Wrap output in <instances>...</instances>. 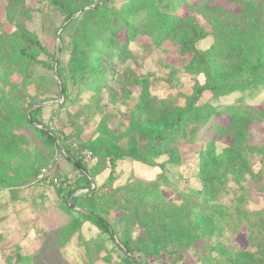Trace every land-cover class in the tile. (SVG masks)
I'll use <instances>...</instances> for the list:
<instances>
[{"label":"rangeland","instance_id":"rangeland-1","mask_svg":"<svg viewBox=\"0 0 264 264\" xmlns=\"http://www.w3.org/2000/svg\"><path fill=\"white\" fill-rule=\"evenodd\" d=\"M122 1L107 0L105 7L90 17H84L82 10L77 11L74 14L77 18L67 22L63 10L51 0H0V54L6 56L7 49L14 52L13 33L21 27L36 35L45 48L36 52L40 62L13 56L0 60V148L9 139L3 136L7 131L19 137L13 141L11 160L6 167L12 181L8 185L0 183V264H127L117 240L101 232L90 216L79 211L81 208L103 214L115 237L126 238L129 233L132 239L142 240L146 224L161 229L157 221L148 220L144 213L153 217L159 213L184 214L192 204L201 209V202L205 207L202 213L209 225L216 224L217 230L204 236L200 232V237L194 236L190 245L168 246L158 254L135 251L137 261L264 264L246 261L241 256L243 251H254L259 242H264V150L259 156L255 153L256 147L264 146V121L252 123L248 128L247 147L255 153L249 162L253 170L246 173L240 184L229 174L205 194L197 176L201 153L213 148L218 154L231 144L228 133L215 136L217 126L229 123L225 113L193 123L184 130L176 142L179 154L176 165L166 162L168 155L151 163L125 156L116 161L111 173L108 158L91 151L89 145L98 135L100 122L105 119L115 134L125 131L143 95L152 104L184 107L195 86L205 82L204 74L193 68L192 54L179 51L178 40L168 39L154 45L147 34L131 40L126 53L107 61L115 64L114 72L99 90L90 87L92 77L73 82L70 74L78 73L83 66L84 58L79 54L91 49L90 41L105 32L117 10L123 9ZM253 1L252 6H246L240 0H186L179 4L177 13L190 15L192 23L207 33L198 40L197 48L207 49L236 28L244 38L249 37L244 50L254 60L255 45L264 41V0ZM103 2L69 0V6L74 10L82 4L91 8ZM249 15L260 20L255 36L248 35ZM97 18L99 24L92 26L91 19ZM123 35L124 31L117 37ZM48 53H55L61 63L66 98L58 92L60 80L56 69L46 65L52 64ZM198 103H210L216 109L245 105L264 109V84L217 98L205 91ZM38 104L42 106L37 115L40 127L45 126L56 135L55 145L47 143L33 129L34 125L25 121L28 111ZM86 150L92 152V157L83 163ZM67 157L96 169L89 175L93 180L91 187L76 190L81 200L72 209L64 196L78 181L83 183V172ZM29 158L35 160V168L31 172L22 171V180L15 181L21 171L14 168L22 169L30 162ZM59 187L62 189L58 190ZM139 191L142 196L137 195ZM100 196L102 201L98 199ZM161 202L166 205L159 206ZM100 204L107 207L100 209ZM120 204L123 210L118 209ZM189 222L186 225L193 230ZM141 243L145 245L144 241Z\"/></svg>","mask_w":264,"mask_h":264},{"label":"trees","instance_id":"trees-1","mask_svg":"<svg viewBox=\"0 0 264 264\" xmlns=\"http://www.w3.org/2000/svg\"><path fill=\"white\" fill-rule=\"evenodd\" d=\"M51 1L63 10L65 20L69 22L76 19L77 17H74L75 12L81 10L84 17H90L94 12L105 7L107 0L101 4H95L91 8H86V5L82 4L74 10L70 9L69 0ZM184 1L186 0H123L121 3L123 9L117 10L112 17V23L109 24L105 32L99 38L90 41L91 49L79 54L84 58L83 66L79 68L78 73L70 74V77L75 83L92 77L90 87L97 91L100 86L112 78L115 64H108L107 61L126 53L129 50L128 45L131 40L142 34L149 35L154 45H160L168 39L178 40L179 51L182 54H192L194 70L197 73H203L205 76V82L198 83L192 94L188 96L187 105L179 107L159 103L152 104L150 99L148 100L143 95L137 101L130 117V126L125 131L113 133L104 119L105 122L103 120L100 122L98 135L90 142L89 147L92 152L94 151L100 157L108 158L112 168L111 173L115 168L116 161L125 156L151 163L155 158L168 155L166 162L176 165L179 160L176 142L184 130L193 123L209 120L215 115L225 113L230 118L229 123L227 126H217L215 136L228 133L231 144L218 154L213 148L201 153L200 169L197 176L205 194L211 190L214 184H221L227 175H234L233 179L237 184H240L246 173L253 170V166L249 164L250 158L255 153L257 156L261 155L264 146L256 147L255 153L247 147L249 141L248 128L252 123L264 121V109H258L253 105L227 106L216 109L210 103L200 105L202 103L198 102L205 91L211 92L212 97L217 98L233 91L254 90L260 84H264V41L255 45L254 60H250L249 55L244 50L249 37L244 38V35L239 34L236 28H232L227 36H224V40H217L207 49H199L196 47V43L207 33L192 23L190 15L177 13L179 4ZM240 1L246 6H252L255 3L253 0ZM98 22L99 18L96 21L91 19L90 24L95 26L99 24ZM259 29L260 20L252 15L249 19L248 35L255 36ZM16 30L13 33L16 41L14 52L7 49L6 56L3 57L0 54V60L3 58L10 59L13 56L16 59L40 62L36 57V52L45 50L41 41L23 27ZM122 31H124L123 37H117ZM60 49L58 48L57 52H60ZM48 56L52 64L47 63L46 65L56 69V75L60 80L58 92L62 98H66L68 96L67 86L63 81L61 63L55 53H48ZM41 109V104L30 109L25 116V121L34 125L33 129L47 143L55 145L56 135L49 128L40 127L42 123L37 115ZM3 136H8L9 139L0 148V183L8 185L12 179L9 177L6 167L11 160L13 141L18 140L19 137L13 135L11 131H7ZM4 151H9L11 154L5 155ZM245 154H248L247 157ZM24 159L25 157H23ZM29 159L30 162L26 166L23 165L22 169L14 168L15 171H21L16 175L15 181L22 180L24 177L22 171L31 172V169L35 168V160ZM67 160L83 172L81 177L83 183L79 184L78 181V184L68 190L64 196V200L69 204L68 208L72 209L81 200V195L75 194L76 190L82 187H91L93 180L89 178V175L95 173L96 169L95 167H87L79 159L73 160L71 157H67ZM112 178L113 175L108 178L109 181ZM61 189V187L58 188V190ZM143 194L144 196L149 195L148 193ZM137 195L142 196L140 191L137 192ZM98 199L102 201V196ZM100 205V209L107 207L103 204ZM165 205L162 202L159 204V206ZM200 205L201 209L195 208L196 205L194 204L190 205L184 214L163 213V216L159 213L153 217L152 214L144 213L148 220L157 221L161 229L146 224V231L142 240L132 239L129 233H127L126 238H117L110 223L99 211L84 208L79 211L90 216V220L101 232L108 234L111 239L117 240L118 247L124 251L127 264H141L137 261L135 251L144 252L147 255L158 254L168 246H188L193 242L194 236H204L217 230L216 224L213 227L209 225L208 218L202 213L201 210L205 209L204 204L201 202ZM122 208L123 205L120 204L118 209ZM190 218H192V222H189ZM188 222L194 226L193 230L188 229L186 225ZM200 232L201 235L198 236ZM186 236L189 242H186ZM143 241L145 245L141 243ZM241 254L246 261L253 260L264 263V242H259L256 250L243 251ZM143 264L148 263L144 262Z\"/></svg>","mask_w":264,"mask_h":264},{"label":"built area","instance_id":"built-area-1","mask_svg":"<svg viewBox=\"0 0 264 264\" xmlns=\"http://www.w3.org/2000/svg\"><path fill=\"white\" fill-rule=\"evenodd\" d=\"M82 156H83L82 161L83 163H85L92 157V152L90 150H86L84 151Z\"/></svg>","mask_w":264,"mask_h":264}]
</instances>
